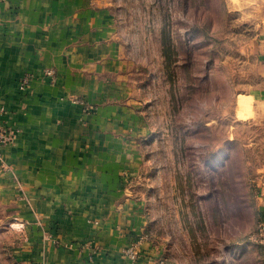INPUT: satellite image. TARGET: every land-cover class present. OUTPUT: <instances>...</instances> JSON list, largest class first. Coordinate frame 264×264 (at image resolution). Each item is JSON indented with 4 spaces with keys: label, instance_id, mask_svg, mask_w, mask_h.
<instances>
[{
    "label": "crops",
    "instance_id": "crops-1",
    "mask_svg": "<svg viewBox=\"0 0 264 264\" xmlns=\"http://www.w3.org/2000/svg\"><path fill=\"white\" fill-rule=\"evenodd\" d=\"M262 1L254 52L264 82ZM111 6L0 0V123L13 135L0 145V201L15 204L24 228L15 264H170L146 234L137 180L151 134L130 98L133 72ZM252 95L264 113V83ZM143 235L131 261L124 250Z\"/></svg>",
    "mask_w": 264,
    "mask_h": 264
},
{
    "label": "rangeland",
    "instance_id": "rangeland-1",
    "mask_svg": "<svg viewBox=\"0 0 264 264\" xmlns=\"http://www.w3.org/2000/svg\"><path fill=\"white\" fill-rule=\"evenodd\" d=\"M262 0H112L148 123L138 190L148 239L170 264H264L255 240L264 169L263 85L255 55ZM0 201V264L23 224Z\"/></svg>",
    "mask_w": 264,
    "mask_h": 264
},
{
    "label": "built area",
    "instance_id": "built-area-1",
    "mask_svg": "<svg viewBox=\"0 0 264 264\" xmlns=\"http://www.w3.org/2000/svg\"><path fill=\"white\" fill-rule=\"evenodd\" d=\"M45 73L50 76L53 75V71L51 69L46 70ZM28 82L29 77L24 76L20 80V88L26 89ZM1 113L2 109H0V114ZM12 139L13 135L11 133V130L6 125H3V123H0V145L10 143ZM143 238H145V235L133 240L129 244V246L125 248L124 255L126 256V258L130 259L131 261H136L139 258ZM255 240L259 242V244H261L264 249V220H260L259 222V227L255 235Z\"/></svg>",
    "mask_w": 264,
    "mask_h": 264
}]
</instances>
